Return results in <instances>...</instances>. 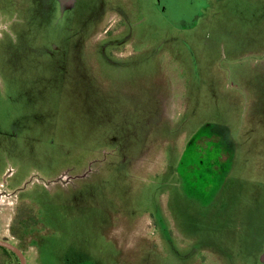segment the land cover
I'll list each match as a JSON object with an SVG mask.
<instances>
[{"label": "rangeland", "instance_id": "374dc122", "mask_svg": "<svg viewBox=\"0 0 264 264\" xmlns=\"http://www.w3.org/2000/svg\"><path fill=\"white\" fill-rule=\"evenodd\" d=\"M209 1L0 0V237L28 264H264V0Z\"/></svg>", "mask_w": 264, "mask_h": 264}, {"label": "flooded vegetation", "instance_id": "af4514ba", "mask_svg": "<svg viewBox=\"0 0 264 264\" xmlns=\"http://www.w3.org/2000/svg\"><path fill=\"white\" fill-rule=\"evenodd\" d=\"M170 0H160L161 5V10H165L168 8L169 2ZM187 2L185 3H179L181 10L184 12H179L175 15V17H177L179 19V21H183L186 18H188V15H197L198 18H200L202 16V10L204 9L207 5V1L209 3V7L211 8V3L209 0H186ZM208 7V8H209ZM189 146L186 149L185 152V160L187 159V155L191 152V148L193 145H195L196 147L199 145V138L198 137H193L191 138L190 142H189ZM198 144V145H197ZM199 147V146H198ZM197 150V149H196ZM199 151V150H197ZM184 160V161H185ZM0 239H4V237H0ZM0 247H5L8 250L12 251V252H0V264H19V254L18 252H15L13 249L0 244Z\"/></svg>", "mask_w": 264, "mask_h": 264}, {"label": "water", "instance_id": "95a60500", "mask_svg": "<svg viewBox=\"0 0 264 264\" xmlns=\"http://www.w3.org/2000/svg\"><path fill=\"white\" fill-rule=\"evenodd\" d=\"M176 19H177V17H176ZM177 20L179 21V19H177ZM0 244H3L5 246L13 249L15 252H18L22 264H28L27 258L25 256L24 252L21 250V248H19L15 244L9 242L6 238L5 239H0Z\"/></svg>", "mask_w": 264, "mask_h": 264}]
</instances>
